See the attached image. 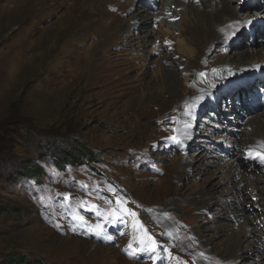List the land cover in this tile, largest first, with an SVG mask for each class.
Instances as JSON below:
<instances>
[{"label": "rangeland", "instance_id": "obj_1", "mask_svg": "<svg viewBox=\"0 0 264 264\" xmlns=\"http://www.w3.org/2000/svg\"><path fill=\"white\" fill-rule=\"evenodd\" d=\"M129 1L0 0V263L13 255L40 264H230L244 224L253 242L262 234H256L254 214H238L243 205L252 213L254 206L242 204L238 189L226 184L231 181L224 183L228 175L213 174L235 149H244L232 142L246 126L228 125L233 135L222 128L212 134L215 110L206 104L195 111L208 96L195 77L208 73L190 56L186 72L187 58L176 53L181 39L193 44L191 50L203 47L189 6L173 5L158 27L154 17L162 16L167 0H135L141 5L136 15H129ZM259 9L250 10L264 19ZM250 47L258 48L249 39L225 57L231 61ZM201 54L200 66L206 65V45ZM256 64L264 59L236 62L242 68L230 80L246 79ZM188 109L193 117L187 121ZM186 126L189 135L195 132L191 143ZM220 135L229 139L216 148ZM79 147L95 160L60 169L52 154L67 148L79 158ZM198 151L205 154L200 169L218 162L206 175L194 167ZM27 160L45 172L41 184L18 171ZM242 170L234 180L260 175ZM210 175L224 186L215 204L204 183ZM259 248L252 260L263 259Z\"/></svg>", "mask_w": 264, "mask_h": 264}, {"label": "bare ground", "instance_id": "obj_2", "mask_svg": "<svg viewBox=\"0 0 264 264\" xmlns=\"http://www.w3.org/2000/svg\"><path fill=\"white\" fill-rule=\"evenodd\" d=\"M136 1L130 0V3L128 2L129 4L134 5V9H132L133 13H130L129 15H136L137 10L141 7V5H135ZM252 1L254 0H239V2L238 0H167L166 9L162 12V16L154 17V23L156 22V26L159 27L158 22H161L162 20L165 21V18L168 19L169 11H171L173 5H183L184 7L189 6L187 15L188 18H190L188 20L190 22V25H193L197 22V26H199L200 29L198 28L199 30L196 31L202 33V41L199 40L198 42L202 43L203 47L201 49L197 48V50H191L190 45L193 44L188 42L187 39H181L177 43L176 53L180 56V60H183V58H187L186 60H184L186 72L191 71V66L188 64L191 62L188 60V57L190 56L193 62V66L198 65L199 72L206 71L208 73L204 79L200 78V75H196L195 77L196 86H198V88L203 87L202 91L204 92V94L208 95L202 102H197V108L195 109V111H198V108L200 106L206 104H209L210 109L213 108L215 110L213 116L219 121L218 124L213 123L214 128H212V134L217 133V129L221 130L222 128L225 129L224 131L228 135H233L234 131L231 132L230 128L232 127L229 128L228 125H240V127L242 128L246 126L245 133H243L244 136L235 138L233 142L231 141L232 144L234 143V146H241L244 149H240L241 151H237V149H235V153L233 152L232 160H225V163L223 164L222 168L218 169L213 174L215 176V174L219 173L223 179L225 178V175H228L229 178L225 179L224 183L231 181L230 183L226 184H231L233 185V187H236V189H238V198H240L242 204H244L243 201L246 200V203L249 202L251 205L254 206L253 213L249 209H244L245 205H243L241 207V212L238 214L244 215L242 217H247L249 214H254L253 217H255V222L258 223V226L255 230L256 234H262L260 235L259 239L257 238L258 240L254 238L255 240L253 242V238L249 237L248 235L250 231H247L248 233L245 232L246 226L248 225L243 223L245 227L241 229L240 233H238L241 246L239 247L238 251L236 250V252L229 254V257H231V259H233L234 261H230V264H264V255L262 257L263 259H258L259 261L252 260L258 253H260L259 247H261V249L264 248V162H262L261 158V154H264V64H256V68L255 70H253L254 73H252L250 76H244L246 77V79L237 77L235 79L230 80L231 77H233L231 75L235 74L242 68L237 67L236 62H246L250 59L254 61L259 58L264 59V54L259 55V53H264V19L255 18L254 15L256 14H253L251 12V10H257L261 8L259 9V13L264 18V0H255L257 4H255L254 6L249 5L247 7L246 4ZM148 2H153V0H149ZM143 11L140 10V13ZM174 13L172 14L173 17L177 18V15L175 16ZM188 20H184L183 25H185ZM130 27H132L131 24ZM147 32H149V34L151 35L150 31ZM256 36H258V38L260 39L262 38L263 41L255 40ZM249 39L252 40V42L254 41L255 47L258 48L250 47L240 53L235 52L231 56V61L228 60L230 58L225 57L229 56L232 51H237L241 47L244 48L245 43L248 42ZM193 40L195 41V39ZM261 44L263 46L260 48L259 45ZM205 45L207 50L208 62L206 65L200 66V61L204 57L203 54H201V51L204 50ZM219 47H226V51L228 54H220L223 49ZM212 53H214V56L209 59L208 56L210 57ZM175 87H179V78L177 77H175L174 81H172L169 86L170 92L175 94ZM194 89H196V87H190L187 91L188 93H194ZM212 94L213 96H211ZM223 105H225V110L229 111V113H222L224 109ZM207 108L208 105L204 110L205 112L208 111L209 113V110ZM187 112L188 115L185 116V119L188 121L189 115H191L190 118L193 117V115L190 114V112L193 111L188 109ZM227 115L229 116V118H227ZM198 119L196 118L195 120L197 121ZM199 127L200 129L203 128L201 127V124ZM249 128H253L252 133L249 131ZM187 130L188 129L186 126L185 131ZM208 130L209 129L207 128L206 131H202V135H205ZM194 134L195 132L190 135L188 131L186 132V137L189 135L187 138L190 143L194 138ZM218 138L219 141L215 140L213 143L216 148H220L221 145L226 143L227 139H229L226 135H220ZM222 141H224V143H222ZM204 156L205 154L203 153V151L200 153L198 151L193 156L194 158H196V166L194 167L198 168V172L200 175H206L207 173L211 172V169L213 168L212 166H215V164L218 163L217 161H209L210 164L204 163V168L206 167V170L203 174V172L201 171L204 168L200 169L202 168L200 167V163L205 162ZM192 165L194 164L188 163V166L191 168ZM245 168L247 170L255 169V171L260 173V175H247L245 179L244 177L240 176L241 178L238 181H236V179L234 180L237 174H239V172L243 171L242 169ZM191 171H188V174ZM194 171L196 172V170ZM214 176L209 177L204 182L211 186V191H213L208 192V190L205 189L206 193L209 194V198L211 196L210 202L212 204H215L213 200L218 197L216 191L223 189L224 187L222 183H219L218 181L212 183L213 179H215ZM253 179L255 180V182L251 181ZM250 190L252 194L249 193ZM222 191H224V189ZM253 197H257L259 201L254 202L252 200ZM248 199H250L251 201H247ZM228 201V199H221L220 202L224 204V206H227ZM229 203L231 202L229 201ZM203 208L205 207L203 206ZM229 217H233V221H235L234 215H229ZM239 217L240 216H238V218ZM229 221L232 222V219H230ZM262 227L263 229H261ZM227 229L228 227L225 229V231H227ZM244 243L246 244L245 248H243ZM228 258H226V260H228Z\"/></svg>", "mask_w": 264, "mask_h": 264}, {"label": "trees", "instance_id": "obj_3", "mask_svg": "<svg viewBox=\"0 0 264 264\" xmlns=\"http://www.w3.org/2000/svg\"><path fill=\"white\" fill-rule=\"evenodd\" d=\"M77 146H80V145L77 144ZM54 150L58 152L57 147H55ZM81 151H83V154L79 158L73 157L71 151L67 150V148L63 150H59L60 155L58 157L55 156L54 154L52 155L58 159V163H59L58 165H60V169H62L61 164L62 166L66 164L76 166L77 164L81 162V160H86L90 162H93L95 160L94 153L91 152L90 150H85L84 148L83 149L81 148ZM90 159H93V160H90ZM18 165H20L19 167L20 169L18 171L22 172L26 177H29L31 180H34L35 182L40 183V184L43 182V175L45 174V172L43 171L42 167L39 164H35L33 161L27 160L23 164L21 163ZM2 209L8 212L10 210L8 207H3V206H2ZM8 258L9 260L3 261L0 264H20V263L40 264L38 263V261L31 260L30 258L27 259L22 256L16 257L13 255H10Z\"/></svg>", "mask_w": 264, "mask_h": 264}, {"label": "snow or ice", "instance_id": "obj_4", "mask_svg": "<svg viewBox=\"0 0 264 264\" xmlns=\"http://www.w3.org/2000/svg\"><path fill=\"white\" fill-rule=\"evenodd\" d=\"M173 139H175V137H173ZM261 158H262V162H264V154H261ZM133 215L135 214L133 213Z\"/></svg>", "mask_w": 264, "mask_h": 264}]
</instances>
